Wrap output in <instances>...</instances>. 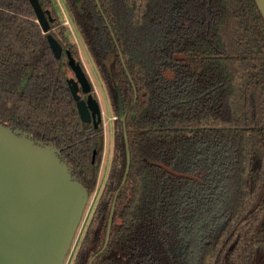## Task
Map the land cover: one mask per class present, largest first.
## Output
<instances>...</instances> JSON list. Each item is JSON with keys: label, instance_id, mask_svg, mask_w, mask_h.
I'll return each mask as SVG.
<instances>
[{"label": "trees", "instance_id": "trees-1", "mask_svg": "<svg viewBox=\"0 0 264 264\" xmlns=\"http://www.w3.org/2000/svg\"><path fill=\"white\" fill-rule=\"evenodd\" d=\"M56 17L52 0H38ZM106 87L112 166L71 264H264V19L254 0H65ZM55 23H50V29ZM53 29V28H52ZM50 31V30H49ZM0 0V120L55 144L90 194L100 128L79 119L64 27ZM78 59V58H77ZM95 150L91 160V150Z\"/></svg>", "mask_w": 264, "mask_h": 264}, {"label": "water", "instance_id": "water-1", "mask_svg": "<svg viewBox=\"0 0 264 264\" xmlns=\"http://www.w3.org/2000/svg\"><path fill=\"white\" fill-rule=\"evenodd\" d=\"M28 1L53 56L60 57L62 47L49 31L53 16L44 12L38 0ZM254 1L264 19V0ZM65 54L74 74L67 79V85L79 119L83 123L92 120L97 126L101 112L90 92V81L70 51L66 50ZM79 88L87 93L85 98L80 97ZM117 107L120 120H124L118 88ZM123 134L127 159L120 185L129 166L125 128ZM118 188L111 202L103 244L87 264L107 244ZM87 200L88 190L55 144L0 120V264H63ZM261 224L264 225V220Z\"/></svg>", "mask_w": 264, "mask_h": 264}, {"label": "rangeland", "instance_id": "rangeland-1", "mask_svg": "<svg viewBox=\"0 0 264 264\" xmlns=\"http://www.w3.org/2000/svg\"><path fill=\"white\" fill-rule=\"evenodd\" d=\"M52 3L56 9V17L53 21V23L55 24L53 25V27H51L50 31H57L58 29H60L61 26H63L64 34L67 37L68 41L76 45L78 52L77 58L80 61V64L82 65L87 78L90 81L92 88L91 92L99 104L102 120L101 128L103 130L104 141V147L102 145V149L100 152L101 159L99 160V171L97 174L96 186H94L92 192L88 196V200L85 204L80 223L77 227L70 248L63 261V264H71L75 253L78 247L80 246V242L83 238L85 229L93 213L94 205L98 196L100 195V190L102 189L104 182L106 181L111 167L113 142L112 116L115 114V112L112 109L106 87L103 84V81L100 77V74L96 68V65L91 55L89 54V51L85 45L82 35L68 11L65 0H52ZM68 74L69 76L72 75L71 72H69ZM114 139L116 141V133Z\"/></svg>", "mask_w": 264, "mask_h": 264}, {"label": "flooded vegetation", "instance_id": "flooded-vegetation-1", "mask_svg": "<svg viewBox=\"0 0 264 264\" xmlns=\"http://www.w3.org/2000/svg\"><path fill=\"white\" fill-rule=\"evenodd\" d=\"M52 23V22H51ZM67 50V49H66ZM66 50H65V52H66ZM75 57V56H74ZM65 58H66V54H65ZM75 60L77 61V62H79L80 63V61L75 57ZM66 61H67V58H66ZM68 65V64H67ZM81 65V64H80ZM82 66V65H81ZM69 67V66H68ZM83 68V67H82ZM69 69H70V67H69ZM70 71H71V73H72V75H70L68 78H70V77H74V74H73V72H72V70L70 69ZM91 90H92V88L90 89V92H91ZM78 93L80 94V97H82V98H85L86 97V94L87 93H84V92H82L81 91V88H79V90H78ZM92 93V92H91ZM93 95V94H92ZM123 111H124V109H123ZM124 117H125V111H124ZM117 118H119V113H118V111H117V113H115L113 116H112V122H113V142H112V158H111V160L113 159V154H114V147H115V129H114V126H115V120L117 119ZM120 119V118H119ZM123 121V120H122ZM87 124H90L91 126H93V128H100L101 129V133H102V145H103V147H104V141H103V130H102V120L100 119V121H98V123H97V126H94L93 125V122H92V120H90L89 122H87ZM123 128H125L124 126H123ZM123 136H124V134H123ZM124 146H125V139H124ZM127 146H128V143H127ZM104 149V148H103ZM128 151H129V148H128ZM63 156V155H62ZM94 156H95V150L93 149L92 150V154H91V160H93L94 159ZM125 158H126V146H125ZM101 159V158H100ZM127 159V158H126ZM129 164H130V153H129ZM111 166H112V162H111ZM125 166H126V160H125ZM110 170H111V167H110ZM110 170H109V173H108V176H107V178H106V181L104 182V185H103V187L106 185V182H107V180H108V177H109V174H110ZM124 170H125V167H124ZM128 170H129V166H128ZM128 170H127V173H126V177H127V174H128ZM98 171H99V168H98ZM97 174H98V172H97ZM123 174H124V171H123ZM126 177H125V179H124V182H125V180H126ZM122 178H123V175H122ZM122 178H121V181H122ZM96 181H97V178H96ZM123 182V183H124ZM123 183H122V185H123ZM120 184H121V182H120ZM119 184V188L122 186V185H120ZM95 186H96V182H95ZM103 187H102V189H103ZM117 187V188H118ZM116 188V189H117ZM119 188H118V190H119ZM102 189L100 190V191H102ZM118 190H117V192H118ZM116 191V190H115ZM114 191V192H115ZM101 193V192H100ZM113 195H114V193H113ZM116 195H117V193H116ZM88 196H89V193H88ZM100 196V195H99ZM99 196H98V198H97V200H96V203H95V205H94V208H95V206H96V204H97V202H98V199H99ZM112 199H113V196H112ZM115 201H116V196H115V200H114V205H115ZM111 202H112V200H111ZM110 207H111V204H110ZM94 208H93V211H94ZM113 209H114V206H113ZM109 211H110V209H109ZM108 216H109V212H108ZM108 216H107V221H108ZM112 216H113V210H112V215H111V221H110V225H111V222H112ZM264 220V215H263V217L260 219V221H259V224H261L262 223V221ZM107 221H106V228H107ZM261 226H264V225H262L261 224ZM109 229H110V226H109ZM109 239V238H108ZM108 242V241H107ZM107 245V244H106ZM106 247V246H105Z\"/></svg>", "mask_w": 264, "mask_h": 264}]
</instances>
